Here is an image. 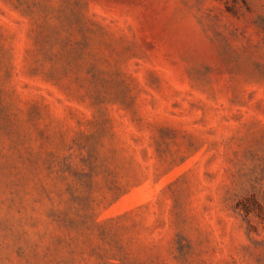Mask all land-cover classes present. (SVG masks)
<instances>
[{
	"label": "rangeland",
	"instance_id": "rangeland-1",
	"mask_svg": "<svg viewBox=\"0 0 264 264\" xmlns=\"http://www.w3.org/2000/svg\"><path fill=\"white\" fill-rule=\"evenodd\" d=\"M0 264H264V0H0Z\"/></svg>",
	"mask_w": 264,
	"mask_h": 264
}]
</instances>
